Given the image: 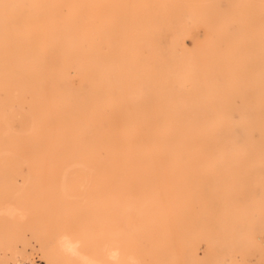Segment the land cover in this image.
I'll list each match as a JSON object with an SVG mask.
<instances>
[{
  "label": "rangeland",
  "instance_id": "rangeland-1",
  "mask_svg": "<svg viewBox=\"0 0 264 264\" xmlns=\"http://www.w3.org/2000/svg\"><path fill=\"white\" fill-rule=\"evenodd\" d=\"M96 7L100 22L125 15L115 23L146 33L140 42L141 61L130 67L128 78L145 82L141 87L135 83L145 100L132 104H219L208 110V117L218 121L224 114L229 124L218 137L188 140H206L207 152L193 145L191 154L175 156L186 158L185 165L151 171L152 179L163 180L160 184L128 188L144 196L145 210L132 208L125 228L135 229L141 221L149 226L143 248L131 249L125 262L115 232L107 227L105 241L87 246L80 231L89 214L84 211L80 219L68 207L62 211L63 223H28V215L18 211L0 222V264H15V247L24 264H47L50 257L54 264H264V0H81L82 25L91 34L81 46L99 61L120 63L125 57L110 31L87 19L86 13ZM21 29L1 28L0 50L23 54L28 43L18 35ZM42 54L30 49L27 60L10 61L13 69L22 66L27 78L20 102L7 91L10 78L0 89L7 113L17 112L9 121L11 132L25 137L20 153H0L2 208L44 201L49 191L47 156L40 148L46 104L44 99L36 102L34 94L35 78L43 73ZM257 104L261 111L252 109ZM94 191L95 220L101 225L107 189L97 184ZM170 215L175 217L171 225L153 226ZM166 231L176 240L164 236ZM63 240L76 246V255L57 250Z\"/></svg>",
  "mask_w": 264,
  "mask_h": 264
},
{
  "label": "bare ground",
  "instance_id": "bare-ground-1",
  "mask_svg": "<svg viewBox=\"0 0 264 264\" xmlns=\"http://www.w3.org/2000/svg\"><path fill=\"white\" fill-rule=\"evenodd\" d=\"M86 14L87 19L98 23V28L110 31L125 60L120 63L99 61L81 46V41L91 37L86 25L84 28L82 25L81 0H0V35L3 27L19 26L22 29L18 35L28 43L23 54L0 50V89L7 86L5 79L10 78L7 91L20 102L27 78L22 66L13 69L10 61L12 58L20 62L27 60L30 49L43 53V73L35 78L34 94L36 102L44 99L46 104L45 143L40 148L46 153L49 172L47 198L14 208L0 205V222L6 223L14 211L25 212L28 223L32 224L45 220L63 223L62 211L68 207L80 219H84L85 211L89 216L87 225L80 231L83 242L87 246L101 244L107 238L104 228L107 227L115 232L114 239L122 253L120 259L125 262L131 249L143 248L142 238L147 235L149 226L141 221L135 229L125 228L124 222L132 208L145 210L141 203L144 196L128 188L143 189L150 184H160L163 180L159 176L152 179L151 171L162 168L175 171L185 165L186 158L175 156L191 154L193 145L207 152L206 140L200 143L188 140L218 137L229 120L224 114L218 121L208 117V110L216 109L219 104H132L145 100L141 88L135 86L137 83L141 87L145 82H131L128 78L130 67L141 61L140 42L146 33L125 23H115L124 20L125 15L118 19L107 18L102 23L97 19V7ZM83 55L86 56L84 65ZM114 68L118 70L116 75ZM6 105L7 102L0 99V153L18 154L25 137L11 132L9 121L17 112L8 114ZM252 109L261 111L258 104ZM97 184L107 189L100 210L103 225L95 220L99 212L94 191ZM174 221L175 217L170 215L154 222L153 226H169ZM164 233L170 241L176 240L171 232ZM127 235H130L129 240H126ZM57 250L77 254L70 240L61 241ZM20 255L23 257L15 247L11 254L15 264H24L17 259ZM47 264H54L52 257Z\"/></svg>",
  "mask_w": 264,
  "mask_h": 264
}]
</instances>
